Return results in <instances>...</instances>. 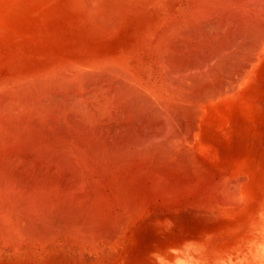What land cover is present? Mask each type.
Wrapping results in <instances>:
<instances>
[{
  "label": "bare ground",
  "instance_id": "6f19581e",
  "mask_svg": "<svg viewBox=\"0 0 264 264\" xmlns=\"http://www.w3.org/2000/svg\"><path fill=\"white\" fill-rule=\"evenodd\" d=\"M29 15L31 23L43 22L49 32L32 31L25 24ZM0 19L1 25L14 26L19 39L55 37V48L34 62L39 61L38 68L26 64L1 74L0 88L23 80L25 85L48 83L73 99L67 111L78 104L91 114L86 120L92 132L77 134L73 114L65 110L24 116L28 122L23 124L16 117L20 112L0 113V174L5 178L0 176L5 185L0 191L22 194L21 199L30 191L27 196L41 206L34 209L57 211L55 217L61 209L56 224L44 221L52 214L40 220L53 232L49 240L74 243L84 226L75 221L83 212L75 204L80 202L85 212L100 218L119 206L114 212L121 219L119 229L132 217L150 220L159 208L166 211L160 228L175 223L172 215L183 209L198 213L209 223L187 221L177 234L195 242L192 251L235 252L241 226L252 222L264 199V173L240 145L237 127L243 115L251 119L256 113L252 87L264 66V0H0ZM24 160L31 175L26 185L17 177L25 171ZM41 162L47 164L43 173ZM8 204L0 203L9 220L5 233L0 231L11 237L25 229L26 208L33 207L22 202L27 206L22 211ZM78 208L81 213L72 217ZM30 218L35 225L40 219ZM112 230L106 233L115 241L120 232Z\"/></svg>",
  "mask_w": 264,
  "mask_h": 264
},
{
  "label": "rangeland",
  "instance_id": "374dc122",
  "mask_svg": "<svg viewBox=\"0 0 264 264\" xmlns=\"http://www.w3.org/2000/svg\"><path fill=\"white\" fill-rule=\"evenodd\" d=\"M15 11L16 10H14L11 13L13 14ZM31 17H32L31 15L27 16V21L25 24H29L32 31L49 32L48 28L43 24V22L41 23L38 21L35 23H31L32 22ZM17 19L19 20V17L18 18L16 17V21L18 22ZM16 21H15V23H16ZM0 23H1V19H0ZM17 27L20 29L19 26H17ZM53 29H55V27H53ZM56 30H57V28H56ZM9 38H11V39H9ZM54 39H55V37H54ZM54 39H53V37L48 36V35H44V34H41L40 38L34 37V38L30 39L27 35L26 37L19 39V38H16V30L14 31V26L12 24H11L10 28L6 27V25H4V24L3 25L0 24V76L3 73L6 74L7 72L12 71L15 68H20L26 64H29V66L31 68H35V69L38 68L40 66L38 64L39 61L37 63H34V62L37 59L41 60L42 55L47 51L48 48H51V47L55 48ZM5 46L8 48H6ZM5 62H6V64H5ZM25 82H26L25 80H23V82L22 81L12 82L11 85H7L6 87L2 86V88H0V113L3 114L6 112H10V111L11 112L17 111L16 114L17 113L19 114V112H20L19 115H16L13 112L12 113L15 114L16 117L20 116L21 121H22V119H24L22 122V124H23L24 121L26 120V117H24V116H27V118L28 117L38 118L41 115L42 116L43 115L44 116L52 115V114L58 112L59 110H65L67 115H69L70 113L73 114V118L71 119L73 124H71V125H72L73 129H74V127L77 128V132H78V133L76 132L77 134H80L79 132H84L85 130H89V132H92L91 130H93L92 129L93 124L89 125L87 120H86V116L89 117V116H91V114H89L88 112L82 111L81 107L78 104H75V108L72 111L66 110V108H69L72 106V102H73L72 98H70V97H66V98L64 97L63 98L61 95L62 93L58 92L55 88H53L48 83H41V84L39 83V84H35V85H25ZM252 88H253L252 92L255 95L254 96V103L256 104V113L254 114V117H251V119L246 117V115L242 116L241 121H239L237 124L238 138H239L240 145L242 146V148H244L245 151L247 152V154H249L254 160L257 161V164L259 165V167H261V169L264 173V158H263L264 157V66L261 67L260 71L258 72ZM15 115H14V117H15ZM21 117H24V118H21ZM27 122H28V119H27V121H25V123H27ZM252 123L253 124L255 123V124L253 125ZM94 126H99V125L94 124ZM252 147H253V151H252ZM24 163H27V161L24 160V162L22 164L19 162V164H21L23 166H24ZM27 164H29V163H27ZM28 166H24L25 169L22 167L25 171L19 170L17 172V177H19L21 175L18 180L21 181L23 179L21 181L22 183H25L24 180H28L27 175L28 176L30 175V174H27V172L30 171V169H27ZM46 166H47L46 163L41 162L40 170H42V173L44 170L46 171V169H47ZM41 167L43 169H41ZM21 172L23 173V175L21 174ZM3 175L4 174L2 172L0 174L2 179L4 178ZM0 181H1L0 184L5 186L4 183L2 184L3 180H0ZM4 181H5V178H4ZM26 183H25V185H26ZM49 190H47V188H46V191H49ZM3 192H5V191L4 190L0 191V193H1L0 194L1 195L0 196V203L2 200H5L7 204L9 201L8 205H10L11 202H13V204L10 206L15 207V204H16V208L19 210L22 209V211H23L24 208L27 207V206L24 207V205H26L28 203H29L28 206H31V207H33V205L36 204V201H38L37 203L39 204V199L35 200L36 198H30V196H31L30 191L28 192V194L30 196H27L28 194L27 195L24 194V196H23L24 199L22 198L24 201L21 199L22 194H18V196H20V198H19L17 195L13 196V195L7 194V192H6V194H7L6 195L7 198H6V196ZM24 193H27V191ZM46 194L44 192V196H46ZM8 197H11V198L8 200ZM28 197L32 200V204H31V200L29 202L27 201L29 199ZM48 197H49V195H48ZM26 198H27V200L25 201ZM20 199L22 200L24 205L21 204L22 202L19 203ZM33 199L35 200V203H33V201H34ZM14 201H16V203ZM26 202H28V203H26ZM76 203H77V205L78 204L82 205L80 208H81V212L83 211L82 212L83 215L80 212V209L78 208L76 210H79V211L72 209L73 212H75V215L73 213V214H71V216L72 215L74 217L77 216L76 212H78V214L81 213L80 216L79 215L78 216L79 217L82 216L85 220L86 219L85 215L87 214V220L91 224L92 228L90 226H88L90 224L88 222H86V220H85V222H84V220H82V222H80L81 219L78 218V216L75 217L78 219V220L75 219V221L79 222V225L80 224L84 225V226L80 225L79 228H81V230L87 224H88L87 225L88 227L87 226L86 227L89 230L91 229V231H94V232L97 230L95 233L93 232L94 233L93 237L97 236L96 238H94L95 240L98 239L97 241L94 240L95 242H92L93 237H90L92 235L91 234L92 232L89 231L87 228L86 229L89 231V233L87 232L86 234L89 235L88 237L91 238V241L88 240L90 243L88 242L85 244L88 237H86L85 231H83V233L85 234L84 235L80 229L77 231V234H75V241L73 240V242H74L73 244L71 243L72 241L71 242H67V241L63 242L64 240H62V239L61 240L60 239L49 240V239H51V237H49V236L51 234H53V232L49 226L48 227L50 230L46 226L48 224H52V221H54L53 223H55V224L57 222H59L57 218L60 217V214H63V211H61V209H60L59 216L55 217V215L58 214L57 211L56 212L52 211L51 213L49 212L50 213L49 214L48 211H46L44 208H42V210H37V209H41V206H37V204H36V206L38 208L36 206L32 208V209H34V208H37V209L28 210V207H27L26 209L28 210V212L25 209L26 214L25 213L24 214L25 215L29 214L26 218L29 222L25 221V223H27V224L24 225L25 227L24 226L22 227L25 229H22V230H20V232H17L16 236L13 235V236L9 237V236H6L3 234V233H5V230L3 227H5V225H8V223H9L8 218L5 219L6 217H8V214H5L4 212L2 214V211L0 210V213L2 214L1 217L3 216L2 219H4V221H3L0 218V223L2 221V223L0 224V229H3V233H2V231H0V233L2 234V235L0 234V237H2V239L0 238V264H129V263L130 264H264V199L260 204V205H262V208H260L259 211H257L256 214H254L255 216H253L252 222L251 223L247 222L244 226H241V227H243V229H242L243 237L241 239H239V241L237 240L238 247H236V250L234 253H230V252L229 253L228 252L227 253H215V252H213V253H197V252H193L192 248L194 250V248L196 247L195 242L192 240H188V241L183 240V238L181 236L177 235L181 231V225L184 226L185 225L184 223L187 221H189V222L194 221L195 222L194 225H201L203 227L206 226L205 224L207 222L209 223V218H203L202 215H200L198 213L195 216L190 211L183 209L179 213L175 214V216L172 215V220H175V223H173L169 226H164V227L160 228L161 224L159 222L162 218H164L166 216V214H165L166 211L163 208H159V210H157V214L150 216V220H147L143 223V222H139L137 217H134V218L132 217V219H133L132 221H130L128 224H126L124 226V228L122 227L121 229H119L122 226L121 222H120L121 219L118 218V220H117V214H114V212H116V213L119 212V208H118L119 206L115 207L116 209H114L112 211L113 213L111 212L112 214L109 213L110 211H108V213L102 212V214L105 216L100 218L101 216L99 217L97 214L94 215L93 211L85 212L86 210L84 211V208H83V206H85L84 204H82L80 202H75V204ZM20 207H22V208L20 209ZM77 207H79V206H76L75 208H77ZM73 208H74V205H73ZM35 210L37 211V213L39 211V213H38L39 216H38V214H36ZM29 211H31V212H29ZM53 212H54V214L55 213L56 214L54 215ZM84 212H85V214H84ZM89 212H91V214H89ZM30 214H32V215H30ZM42 214H44V215H42ZM88 214L89 215L93 214L92 217L90 216V218L92 220L94 219L93 217H95L96 218L95 221L97 219L99 221L97 220L96 223L94 220L90 221ZM109 214H110V216H109ZM4 215H6V217ZM40 215H42V216H40ZM45 215L47 217L51 215L50 218L52 217V220L51 219H45V218H47ZM106 215H108V217H106ZM43 216H44V218H43ZM97 216H98V218H97ZM111 216L116 217L115 219L117 221L114 218L111 219ZM30 217L32 218L33 221H36L37 219H34V218H37V217L40 218V219H38L39 221L41 219H42V221L45 219L44 221L45 222L47 221L48 224L47 223L41 224L42 221H40V224H38L39 221L37 220V223L35 225L34 224L35 222L32 223L28 219ZM72 217H71V219H72ZM109 217H110V219H108ZM55 218H56V221H55ZM104 218H105V221H107L106 218L108 219V221H109V222L107 221L108 224L106 222L103 224L100 223L102 220L104 222ZM100 219H102V220H100ZM59 220H60V218H59ZM114 220L116 222H112ZM6 221L8 223H4ZM110 221L112 222L111 223L112 226H111V224H109ZM83 222L86 224H84ZM92 222L94 224H92ZM97 222H99L98 225L100 224L99 225L100 227L97 226ZM178 223H181V224L179 225ZM28 224L29 225L34 224V225L29 228ZM101 224L105 225V226L102 227ZM140 224H142V225H140ZM41 225H45V226H43V228H42ZM113 225H114V227H113ZM39 226H41V227H39ZM106 226L109 228L111 227V228L110 229L105 228ZM34 227H36L37 229ZM93 227H95V228H93ZM31 228H33L34 230ZM38 228H42L41 231H38V230H40ZM100 228H102V229H100ZM43 229H45V230H43ZM86 229L84 228L83 230H86ZM112 229H114V231L117 229L120 232L118 237L115 240V241H117V239H118L117 242L112 241V238H110L108 236L113 231ZM104 230H107V231L104 232ZM33 231L36 233V235H34L35 233ZM44 231L47 233H45ZM98 231H100L101 234ZM108 231H111V232H108ZM40 232H42V233H40ZM48 232L51 234H49ZM102 232H104V233L108 232L109 234L108 235H107V233L102 234ZM123 232L125 233V236H123L124 235ZM173 232L175 233L174 234L175 236H173V237L172 236L169 237L166 235V234H172ZM29 233L32 237H30ZM43 234L46 237H44ZM21 236H23V238H21ZM77 236L80 237V239L76 238ZM81 236H82V239H81ZM33 237H35V238H33ZM84 237L86 239H84ZM12 238H13V240H12ZM55 238H57V237H55ZM9 239H11V240H9ZM17 239H21V240L23 239V240H22V242L19 243ZM25 239L26 240L30 239V240L26 241ZM34 239L36 241H34ZM77 239H78V241L79 240H81V241L79 244L76 245L75 242ZM99 239H100V241H99ZM82 240H84V242H82ZM23 241H24V243L27 242V244L25 243L26 244L25 245L23 243ZM33 241L35 243L31 244V242H33ZM78 241L76 243H78ZM176 241H178V242H176ZM254 241H256V242H254ZM257 241H258V243H257ZM10 242H11V244H10ZM29 243H30V245H28ZM37 243H38V245H37ZM82 243H84V245ZM191 244H193V245H191ZM23 245L25 248L23 247ZM43 245H44V247H43ZM27 246H30V247H27ZM174 246H175V248H173ZM177 250H178V252H177ZM252 251H254V252H252Z\"/></svg>",
  "mask_w": 264,
  "mask_h": 264
}]
</instances>
